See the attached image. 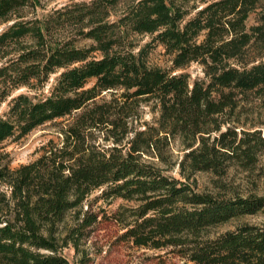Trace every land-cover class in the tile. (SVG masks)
<instances>
[{"label":"trees","instance_id":"1","mask_svg":"<svg viewBox=\"0 0 264 264\" xmlns=\"http://www.w3.org/2000/svg\"><path fill=\"white\" fill-rule=\"evenodd\" d=\"M37 6L0 0V142L65 122L32 161L10 168L0 157V264H70L60 250H80L97 220L83 210L95 190L131 203L110 217L132 246L193 264H264V193L229 180L232 168L256 173L264 151V0ZM155 45L169 68L148 63ZM191 63L202 76L184 70ZM175 166L177 178L165 171ZM197 172L212 175L211 188L192 185ZM256 213L258 224L209 235Z\"/></svg>","mask_w":264,"mask_h":264},{"label":"rangeland","instance_id":"2","mask_svg":"<svg viewBox=\"0 0 264 264\" xmlns=\"http://www.w3.org/2000/svg\"><path fill=\"white\" fill-rule=\"evenodd\" d=\"M73 1H89V0H40V6H37L36 11L39 15L49 9L59 7L64 4H69ZM193 1L188 2V6L192 5ZM187 17L192 15L195 10L190 8ZM254 21V15L251 14L248 19V24ZM4 25H0V30ZM150 36H137V43L141 46L150 41ZM88 41H80V45L86 44ZM98 56V54H96ZM147 61L150 65L169 68L171 66L170 56L166 54L163 48L155 45L150 48ZM185 71L191 74V77L202 76L201 67L196 63H191ZM52 80V79H51ZM48 86L44 87L43 92L46 94ZM19 91H26L21 89ZM17 91V92H19ZM34 90L28 91L33 93ZM6 105L3 103L0 107V114L5 110ZM151 113L145 107L143 118L150 119ZM59 122V123H58ZM58 122L47 123L38 126L31 130L26 135L19 139L8 138L0 142V157L2 163H7L10 168H15L20 164L28 163L35 159L41 153V147L48 139L58 140L56 135L57 128L64 120ZM173 158L179 156L180 152L177 147L172 150ZM168 175L179 177L177 167L165 170ZM212 175L206 172H197L191 176L190 182L197 190H207L211 188ZM229 180L242 194L254 192L257 194L264 193V151L260 156L259 169L256 173L247 175L246 172L239 169H230ZM256 181V182H254ZM100 190L92 192L84 201L83 210H90L97 215V220L94 224L86 229L85 238L80 242V250L76 251L73 246L68 245L60 250V253L69 261L70 264H77L81 255L85 254L88 260L84 264H193L176 255L171 248L167 249H149L132 246L118 239V235L122 232L117 223L110 217L119 205H130V202L119 198H113L109 201H104L99 198ZM70 219V218H68ZM263 220L261 213L254 215H246L239 218H233L226 223L216 225L209 229L210 236H216L226 230L234 229L241 223L258 224Z\"/></svg>","mask_w":264,"mask_h":264}]
</instances>
